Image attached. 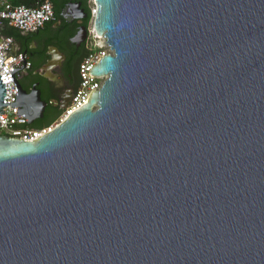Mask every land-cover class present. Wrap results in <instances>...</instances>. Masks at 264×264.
I'll return each instance as SVG.
<instances>
[{"label": "water", "instance_id": "obj_1", "mask_svg": "<svg viewBox=\"0 0 264 264\" xmlns=\"http://www.w3.org/2000/svg\"><path fill=\"white\" fill-rule=\"evenodd\" d=\"M91 5L100 87L34 140L0 134V264H264V0Z\"/></svg>", "mask_w": 264, "mask_h": 264}, {"label": "built area", "instance_id": "obj_2", "mask_svg": "<svg viewBox=\"0 0 264 264\" xmlns=\"http://www.w3.org/2000/svg\"><path fill=\"white\" fill-rule=\"evenodd\" d=\"M90 14L94 9L91 5ZM54 18L53 9L49 1L44 0L32 6L24 4H14L13 0H0V27L10 26L21 32H33L41 28L44 23L51 22ZM91 35L96 38L92 31ZM98 39V38H97ZM90 51L82 59L78 66L79 82L74 89L69 102L60 115L52 124L33 129L27 126V118L19 111L17 106L18 90L15 79L18 78L21 70L29 66V61L21 51L12 50V38L7 35L0 36V83L3 88L2 93V113H0V131L20 138L22 140H34L40 137L58 121H61L73 110L86 103L91 90H97L104 76H94L89 74V66L106 53H111L109 46L103 39L99 44H91ZM92 48H96L95 51Z\"/></svg>", "mask_w": 264, "mask_h": 264}, {"label": "flooded vegetation", "instance_id": "obj_3", "mask_svg": "<svg viewBox=\"0 0 264 264\" xmlns=\"http://www.w3.org/2000/svg\"><path fill=\"white\" fill-rule=\"evenodd\" d=\"M51 1L59 5L58 13L54 15L53 20L46 25L45 29L34 33L26 32L12 39V50L24 52L29 61V66L21 70L18 76L21 88L29 92L34 86L39 90L40 98L45 103L57 104L59 108L60 104L69 102L74 91L76 78L74 65L87 48L90 32H87L78 45L73 43L71 38L84 17L67 21L60 15V9L69 0ZM65 15L67 19L71 18L69 12H65ZM54 48L57 53L53 51ZM49 60H53V63L46 68L45 65ZM48 97L52 98L48 101L44 100ZM53 113L54 111L48 115L43 114L39 119H43L44 116L49 117Z\"/></svg>", "mask_w": 264, "mask_h": 264}, {"label": "trees", "instance_id": "obj_4", "mask_svg": "<svg viewBox=\"0 0 264 264\" xmlns=\"http://www.w3.org/2000/svg\"><path fill=\"white\" fill-rule=\"evenodd\" d=\"M49 1H50L51 6H52V9H53V14L56 15L58 13V10H59V5H58V3H53L51 0H49ZM78 1L80 2V8H82L83 11L86 13V16L81 20L80 23H81V25H84L85 27H87L89 20H90L89 8L91 6V0H78ZM13 3L14 4H24L26 6H32V5L36 4L35 0H13ZM49 23L50 22L44 23L43 26L37 30L45 29L46 25H49ZM36 31L29 32V33H34ZM1 32L3 35L10 36L12 39H14L20 35V30L13 28V27H10V26H6V25L3 26ZM90 49H91L90 47H87L84 50L83 54L75 62V65H74V72H75V77H76L75 78V88L77 87L79 79H80L79 73H78V66H79L80 62L82 61V59L90 51ZM92 50L95 51L96 48H92ZM51 98L52 97L44 98V100L48 101ZM51 111H54V113L51 116H49V117L44 116L43 119H36L32 123L27 124V126L30 128H33V129H39V128H42V127H45V126L52 124L60 115L61 109L58 108L57 104L52 105V104L46 102L43 114L48 115ZM2 133L3 132L0 131V134H2Z\"/></svg>", "mask_w": 264, "mask_h": 264}, {"label": "rangeland", "instance_id": "obj_5", "mask_svg": "<svg viewBox=\"0 0 264 264\" xmlns=\"http://www.w3.org/2000/svg\"><path fill=\"white\" fill-rule=\"evenodd\" d=\"M88 27H89V31H90V37L88 39L87 47H90L91 44H93V43L99 44V42L101 41V39L94 38L93 35H91V33H92L91 23H88Z\"/></svg>", "mask_w": 264, "mask_h": 264}, {"label": "crops", "instance_id": "obj_6", "mask_svg": "<svg viewBox=\"0 0 264 264\" xmlns=\"http://www.w3.org/2000/svg\"><path fill=\"white\" fill-rule=\"evenodd\" d=\"M3 26H4V25H3ZM3 26H1V27H0V36H3L2 32H1V31H2V28H3ZM20 34H23V33H21V31H20Z\"/></svg>", "mask_w": 264, "mask_h": 264}, {"label": "bare ground", "instance_id": "obj_7", "mask_svg": "<svg viewBox=\"0 0 264 264\" xmlns=\"http://www.w3.org/2000/svg\"><path fill=\"white\" fill-rule=\"evenodd\" d=\"M95 36H96V38H99V39H101V40H102V38H101V37H99L98 35H96V34H95Z\"/></svg>", "mask_w": 264, "mask_h": 264}]
</instances>
